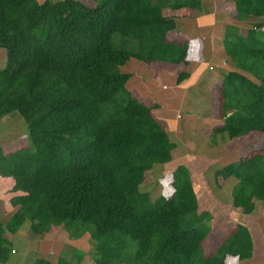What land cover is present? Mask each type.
<instances>
[{
  "label": "trees",
  "instance_id": "obj_1",
  "mask_svg": "<svg viewBox=\"0 0 264 264\" xmlns=\"http://www.w3.org/2000/svg\"><path fill=\"white\" fill-rule=\"evenodd\" d=\"M231 1L239 21L259 20L246 35L236 26L225 29L223 49L238 71L224 75L220 104L238 96L254 113L226 117L214 130L230 140L250 132L264 136V0ZM187 3L0 0V123L16 112L27 130V145L8 153L0 147V175L13 179L12 191L27 195L13 229L27 219L33 233L89 225L83 231L96 242L95 264H226L228 255L251 257L243 224L222 249L205 255L202 217L183 224L197 208L184 165L171 173L169 197L151 201L140 190L148 170L170 161V141L148 108L122 91L129 75L119 67L131 58L178 63L177 45L167 38L175 20L162 8ZM232 168L244 174L232 186V205L250 214L254 199L264 200V150L240 157ZM4 242L0 235V263ZM32 264L69 262L38 257Z\"/></svg>",
  "mask_w": 264,
  "mask_h": 264
},
{
  "label": "crops",
  "instance_id": "obj_2",
  "mask_svg": "<svg viewBox=\"0 0 264 264\" xmlns=\"http://www.w3.org/2000/svg\"><path fill=\"white\" fill-rule=\"evenodd\" d=\"M230 4L232 12L229 10ZM234 13L236 11L231 0H216L211 3L209 0H188L187 4L163 7L162 14L175 20V28L168 32L167 38L176 43L179 62L157 60L139 63L138 59L131 58L119 67L120 72L129 75L122 83V91L148 108L168 134L171 157L175 162L170 167L171 172L179 165H184L183 163H187L191 176L197 170L209 171L207 166L215 167L218 156L223 153L227 154V151L231 149L228 143L233 139L230 140L225 133L214 134V130L224 123L226 117L237 116L250 119L254 116L253 112L243 108L241 97L231 96L230 103L220 104L219 90L224 75L231 70L238 71L230 64L223 49L226 26L240 28ZM162 77H167V80H162ZM168 90V93L161 94V91ZM190 102L193 106L197 105V108H193L196 110L189 107ZM179 110L184 113V117L180 119ZM10 117L16 122L12 127L9 124ZM8 118L9 122L5 125ZM22 122L21 118L16 115L5 116L1 120L0 129L2 126H7L6 130L0 131L2 132L0 147L5 153L20 148L5 151V144L12 145L21 138V133L17 131ZM212 134L217 138H213L211 142ZM252 134L260 133L251 132L247 137ZM245 137H240V139ZM200 140H205L203 148L215 150L214 158H209L207 155L201 156L197 161L192 158H179L195 156L196 151L199 150ZM219 150L221 152L217 153ZM233 163L230 162V164ZM218 177H214L215 183H219ZM237 181L235 180L232 186ZM191 182L193 186V180ZM13 183L12 178L0 175V235L7 249L1 264H6L10 248L18 240L16 238L11 240L8 237L9 232L14 233L11 226L12 218L27 199L24 192L12 191ZM29 230L30 234L27 238L21 239L26 247L24 252L32 253L33 251L37 253L36 258H44L54 263L59 259H66L69 264H95L92 254L94 251H90L92 246L89 241L88 244L85 243V237L78 242L82 249L86 250V258L81 259L76 255L75 241L63 236V227L52 226L44 233H33L31 228ZM86 236L89 237L88 234ZM70 240L73 242L72 250L67 249V241ZM63 241H65L64 244ZM13 262L19 264L17 259Z\"/></svg>",
  "mask_w": 264,
  "mask_h": 264
},
{
  "label": "rangeland",
  "instance_id": "obj_3",
  "mask_svg": "<svg viewBox=\"0 0 264 264\" xmlns=\"http://www.w3.org/2000/svg\"><path fill=\"white\" fill-rule=\"evenodd\" d=\"M82 2L88 5H95L99 0H81ZM216 0H209V2H215ZM227 2V1H226ZM231 10V4L229 8ZM235 19L236 13H234ZM259 19L256 17H249L244 21L239 22L238 29H240V33L246 35L247 29L250 28L251 23L254 21H258ZM227 27V26H226ZM226 29V28H225ZM115 38H118V34H114ZM225 38V35H224ZM114 42L115 47L117 46L116 42ZM0 68L5 64V53L0 49ZM139 63L147 62L143 58L138 59ZM162 80H167V77H162ZM166 82V81H163ZM124 92V91H123ZM168 91H161V94H166ZM197 93V92H196ZM195 93V95H196ZM200 96V94H198ZM191 102L189 103V107L192 110H196L193 108H197V105L193 106ZM167 107V106H165ZM174 108V107H171ZM180 117H184L183 111L179 110ZM149 113L155 117V115L149 111ZM16 115L19 118V114L16 112H12L6 117ZM23 121V119L21 118ZM9 118L7 119L6 124H8ZM10 127H12L16 122L13 118L10 117ZM7 126H2L0 131L6 130ZM11 129V128H10ZM0 132V138L1 133ZM21 133V138L16 141L14 144L6 145V150H11L14 148L22 147L27 145L26 140V124L24 121L21 124V127L17 131ZM251 133V132H250ZM202 135V134H199ZM247 137V135H246ZM244 139H233V141L228 143V146L231 147L230 150L227 151V154L223 153L218 156V161L215 163V167L207 166L209 171H195L193 169V176L190 174V169L187 167V163H183L184 166L188 170V174L190 180H193L195 195L197 197V208L193 215L189 217L186 221H183L184 225H188L189 223H194L197 219L201 218V222L208 229L206 231V237L203 241V252L205 255H211L216 251L223 248L227 239L231 236L232 231L235 230L237 224H243L249 229L252 239V255L249 258H239L238 256L228 255L226 258V264H264V201L254 199L255 208L250 214H242L239 209H236L232 205L231 199V189L232 184L235 180H239V178L243 177L244 174L240 172H234L232 169V164L230 162H236L238 158L242 156H246L247 154H251L255 151L264 150V136L262 134H252ZM216 139L217 136L212 134L210 140ZM205 140H200L199 142V150L196 151V155H190L187 157H179V158H189V159H199L201 156L207 155L209 158H214L216 156L215 150H209L203 148V144ZM217 144V143H216ZM221 152L220 150L217 151ZM225 156V157H224ZM195 157V158H194ZM174 158L171 157L170 161L165 164H156L151 170H148L145 175L143 182L141 183L140 190L143 194V197L148 200H155L159 196L169 197L173 191V186L171 182V166L174 165ZM220 160V162H219ZM236 160V161H235ZM226 164V165H225ZM190 166V165H189ZM192 167V166H190ZM206 167V166H205ZM220 171V175L218 177L219 183H215L214 177L216 172ZM242 175V176H241ZM241 176V177H240ZM192 178V179H191ZM220 185V187L218 186ZM234 186V185H233ZM204 216V218H203ZM28 220V219H27ZM25 220L21 226L15 227L13 229L14 233L9 232V236L11 240L18 239L13 243L14 246L10 248L9 258L7 259L6 264H14L13 260H18L19 264H32L33 260L37 257V253H27L25 251V243H22L21 239L27 238L30 234V221ZM24 226V228H22ZM22 229H21V228ZM81 227V228H78ZM77 228L65 229L63 227V236L74 240V244H76L75 252L78 257L81 259L86 258V250L82 249V246L78 243L81 238L85 237V243L91 244L90 251H94V247L96 242L91 238L88 231H90L89 225H79ZM84 228L88 231H83ZM89 235L87 238L86 235ZM70 240V241H71ZM67 241V249L72 250L73 242ZM65 241H63V244ZM134 245V241L132 242ZM94 253V252H93ZM92 253V254H93ZM96 256V255H95ZM52 259V257H51ZM17 262V261H16ZM15 262V263H16ZM1 264V263H0ZM5 264V263H3Z\"/></svg>",
  "mask_w": 264,
  "mask_h": 264
}]
</instances>
